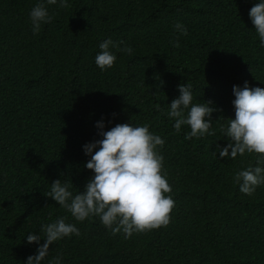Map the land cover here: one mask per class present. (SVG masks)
<instances>
[{
  "label": "trees",
  "instance_id": "16d2710c",
  "mask_svg": "<svg viewBox=\"0 0 264 264\" xmlns=\"http://www.w3.org/2000/svg\"><path fill=\"white\" fill-rule=\"evenodd\" d=\"M257 2L68 0L46 5L52 21L33 35L38 0H0V264H26L38 247L26 236L58 217L80 235L53 244L44 264L58 256L62 264H264V184L249 196L232 179L256 156L217 152L235 118L233 86L264 88V48L249 17ZM108 38L134 51L113 49L115 65L101 71L95 56ZM187 83L194 103L216 109L214 135L187 139L190 128L177 133L164 114ZM100 121L105 131L148 125L164 139L162 173L175 201L167 226L125 239L98 217L76 221L45 195L57 179L84 190L94 173L83 148L102 139Z\"/></svg>",
  "mask_w": 264,
  "mask_h": 264
},
{
  "label": "clouds",
  "instance_id": "9594fccd",
  "mask_svg": "<svg viewBox=\"0 0 264 264\" xmlns=\"http://www.w3.org/2000/svg\"><path fill=\"white\" fill-rule=\"evenodd\" d=\"M69 6L68 0H38L31 9L29 18L33 35L41 31L42 25L51 23L52 16L46 5ZM249 17L259 37V46L264 48V0H258L250 9ZM176 33L186 36L188 30L182 23H175ZM121 45H124L121 47ZM95 64L101 71L115 65L117 55L113 51L131 55L133 48L125 41L108 38L99 44ZM180 95L172 100L164 113L173 122L177 133L188 126L187 139L214 135L212 116L216 111L211 102L194 103L189 83L178 86ZM232 101L235 118L221 132L228 143L217 147L219 159L236 160L246 154L256 156V165L236 171L234 184L242 194L251 196L264 184V88L252 87L245 82L243 87L233 86ZM103 121L96 128L102 139L84 146L90 159L85 164L94 175L83 191L74 194L72 184L55 180L45 195L67 210L78 222L98 217L101 224L113 235L123 234L130 239L134 234L145 233L170 222L175 201L166 174L162 173L164 157L159 149L165 144L161 136L150 131L148 125L116 124L105 131ZM217 152L214 155L217 156ZM41 234L29 233L28 245H38L35 255H30L26 264H44L50 247L57 241L80 235L75 224L66 223L58 217L41 225ZM41 240L44 243H41ZM47 264H62V257L48 260Z\"/></svg>",
  "mask_w": 264,
  "mask_h": 264
}]
</instances>
